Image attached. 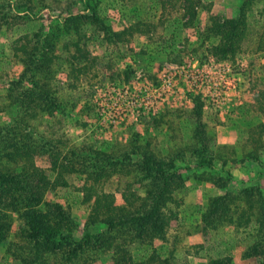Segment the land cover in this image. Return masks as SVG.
Returning a JSON list of instances; mask_svg holds the SVG:
<instances>
[{"label":"rangeland","instance_id":"obj_1","mask_svg":"<svg viewBox=\"0 0 264 264\" xmlns=\"http://www.w3.org/2000/svg\"><path fill=\"white\" fill-rule=\"evenodd\" d=\"M82 1L0 0V129L5 132L17 118L11 97L21 86L13 83L24 70L18 47L38 45L36 34L55 35L51 90L69 114L57 116L67 143L61 158L70 144L85 143L118 157L144 149L173 164L167 187L160 177L139 172L135 156L123 169H108L87 183L111 195L115 207H127L123 193H132L133 208L144 210L165 189L159 204L165 241L133 240L127 252L135 263L155 264L153 255L164 260L172 254L176 264H264V0H84L86 7ZM224 21L234 22L224 42L229 47V39H236L233 55L218 52L223 40L213 34ZM100 25L124 33L122 42H108ZM78 35L80 47L97 60L76 88H68L67 61L76 53L70 43ZM200 146L213 166L201 165ZM32 161L50 183L33 188L39 202L31 208L52 213L61 205L75 221L72 241L78 244L37 252L32 240L24 243L17 215L9 210L13 224L0 237V264H24L23 256L27 264L35 257L39 264H113V251L105 246L85 248L78 257L70 252L84 244L92 227L93 201L81 191L84 180L51 171L46 155ZM214 201L226 210L208 216ZM123 236L132 240L133 234Z\"/></svg>","mask_w":264,"mask_h":264},{"label":"trees","instance_id":"obj_2","mask_svg":"<svg viewBox=\"0 0 264 264\" xmlns=\"http://www.w3.org/2000/svg\"><path fill=\"white\" fill-rule=\"evenodd\" d=\"M82 3L86 7L87 2L83 0ZM248 5L249 3H246L244 7ZM87 8L90 7L87 6ZM242 15L243 17L241 16L239 21L241 24L244 21L245 14ZM87 16L83 15L82 17ZM233 23L224 21L217 23V29L214 27L215 33L213 34H219L223 40V43L218 47V52L222 56H227L230 53L233 55L234 49L237 47V42L234 38V40L229 39L232 45L227 47L225 44V40H228L230 35L225 30L234 28ZM100 26L108 34V42L115 44L122 42L124 33L111 32L109 28L103 25ZM79 35L76 42L70 43L71 46L74 45L73 48L76 50V55L74 54L67 61L71 68L67 75L68 88H76L78 86L76 82L80 80V76L85 78V75L89 74L90 68L95 66V61L97 60L90 57L80 47ZM260 35L262 40H264V27ZM34 37L37 39L38 45L31 48L21 46L17 49L22 52L20 60L24 64V70L20 75L19 82L13 83L14 86L20 85L21 89L14 98L11 97V104L14 106L15 113L10 112L14 115L13 118L17 117V120L15 119V123L5 129V132L4 128L0 129V237H3L12 227L13 219L7 214V211L10 210L17 215V219L21 224L19 235L23 238L24 243L27 244L32 240L34 250L37 252L40 251V248H46L51 251L60 248L67 249L72 245L78 244L72 241V226L75 221L72 220L73 218L70 217L68 211L63 210L61 205H55V210H52V213H44L31 208L33 202H39L33 193V188L44 190L50 183L47 174L35 167L32 158L37 154L46 155L49 159L51 171H59L60 173L58 172V174L60 175L64 174V172L73 175L79 174L85 183L81 191L86 196V200L89 202L93 201L88 217L92 227L85 232L84 244L81 243L76 248L74 247L72 251L70 250L71 254L76 257L78 252H83L85 248L88 250L90 248L100 249V247L105 246L113 251L111 256L113 264H141L135 263L131 254L127 252V246L132 244L133 240L140 241L142 244H151L153 239L165 241L164 223L166 220L163 218L164 213L159 205L165 189H162L152 201L151 206L144 210L143 208H133L134 196L132 193H123L124 201L128 204L127 207L125 205L123 207H115L113 206L111 195L101 193L92 183L90 184L91 186L87 183L90 182V179H93V181L101 179L108 169L114 168L112 172L119 168L123 169L127 164L131 163L135 156V158H138L136 165L139 172H143L146 175H155L157 178L160 177L163 186L167 187L172 178L170 169L173 168V164L159 161L152 153H148L144 149L139 150L133 147L129 152L118 157L85 143L70 144L67 152L61 158L62 149L67 143L59 128L62 120L57 116L65 117L69 114L62 106L64 103L59 104L60 99L51 90L52 86L50 84L54 77V71L51 70V66L53 60L56 59L53 44L56 36L52 35L42 39L36 34ZM81 58L85 60V65L75 66L74 64L79 62ZM25 82L30 83L31 88L24 87ZM261 95L262 99L259 101V105L264 107V92ZM77 104V100L73 101L71 108L74 110L78 106ZM85 107L81 108L83 112L89 109ZM46 117H49L50 121L47 120L46 128H41V124ZM34 121L40 123L39 126L37 124L33 125ZM198 149L197 153L201 154L202 157L201 165L213 166L212 159L205 157L206 147L200 146ZM100 174L101 176L99 177ZM36 182H39V184ZM60 185L66 186L65 183ZM164 203L165 201H163ZM222 206L226 210L224 204L221 205L218 201H214L209 209L208 216H215ZM207 220H211L210 217ZM97 223L104 225L106 229L101 231L93 228L98 225ZM128 232L133 234L132 240H126L123 236ZM104 235L108 236L104 237ZM24 246L19 247V253L24 250ZM16 254L18 253L15 252L14 255ZM16 256L21 257L20 255ZM152 258L156 259L154 261L155 264H176L177 262L172 254L164 260H159V257L154 255ZM23 259V263L27 264L29 261L28 256H23ZM37 260L35 257L29 263L39 264L36 263ZM216 264L220 263L217 262Z\"/></svg>","mask_w":264,"mask_h":264}]
</instances>
